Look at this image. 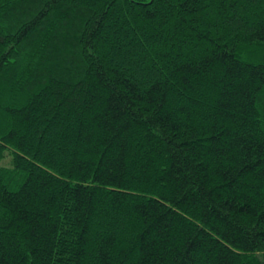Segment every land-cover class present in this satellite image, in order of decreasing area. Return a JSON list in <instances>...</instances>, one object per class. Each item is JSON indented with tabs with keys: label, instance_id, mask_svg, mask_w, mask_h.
Returning <instances> with one entry per match:
<instances>
[{
	"label": "trees",
	"instance_id": "1",
	"mask_svg": "<svg viewBox=\"0 0 264 264\" xmlns=\"http://www.w3.org/2000/svg\"><path fill=\"white\" fill-rule=\"evenodd\" d=\"M0 264H264V0H0Z\"/></svg>",
	"mask_w": 264,
	"mask_h": 264
},
{
	"label": "rangeland",
	"instance_id": "2",
	"mask_svg": "<svg viewBox=\"0 0 264 264\" xmlns=\"http://www.w3.org/2000/svg\"><path fill=\"white\" fill-rule=\"evenodd\" d=\"M6 162H7L6 159L0 160V165H4V164H6Z\"/></svg>",
	"mask_w": 264,
	"mask_h": 264
}]
</instances>
